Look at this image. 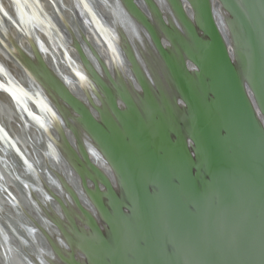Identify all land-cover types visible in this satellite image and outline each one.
Masks as SVG:
<instances>
[{
	"label": "water",
	"instance_id": "1",
	"mask_svg": "<svg viewBox=\"0 0 264 264\" xmlns=\"http://www.w3.org/2000/svg\"><path fill=\"white\" fill-rule=\"evenodd\" d=\"M9 1L0 264H264V0Z\"/></svg>",
	"mask_w": 264,
	"mask_h": 264
},
{
	"label": "rangeland",
	"instance_id": "2",
	"mask_svg": "<svg viewBox=\"0 0 264 264\" xmlns=\"http://www.w3.org/2000/svg\"><path fill=\"white\" fill-rule=\"evenodd\" d=\"M127 1H129V0H127ZM172 1L174 3H176V0H172ZM115 28L117 29V27H115ZM170 31H172V33H175L174 34L175 36L179 37L180 39H183L182 36L178 33V31L174 27H172ZM24 60L29 65H34V59L28 57V58H24ZM88 68H90V67L88 66ZM39 73H41V72H39ZM46 75L44 76V78H45V81H46V83L48 85L49 90H51L53 92V94L55 95V97L58 96L59 98H64V94H63V92H62L59 84L54 79H52L50 77V75L49 76H48V74H46ZM93 77L96 79L97 83L100 86H102V89L105 92V95L107 97V100H106V106L104 107V111L105 112H108L109 109L112 107V105H110L111 104V100H110L111 97H110V95L112 94L113 91L108 86H106L105 85V82L102 79H100L96 74L93 73ZM114 90L116 92H121L122 90H125L126 91L127 88L123 84L122 81H118V82L114 83ZM75 109L76 108L74 106L70 105V110H66L65 111V116L67 118H70L72 121L73 120H77V119H75L76 116L73 115V111H75ZM76 111H78V110H76ZM79 114H80V118L83 120L82 115L83 116H86V111L84 109L83 110H80V113ZM106 115L107 114H105V116ZM80 118L78 117L79 121H80ZM100 128L103 129V126H101ZM83 149H84L83 148V142L82 141H79V151L80 152L79 153H76L73 150H69L68 154L70 155V157L73 160V163L74 164H76L78 167H84L85 168V160H84Z\"/></svg>",
	"mask_w": 264,
	"mask_h": 264
},
{
	"label": "bare ground",
	"instance_id": "3",
	"mask_svg": "<svg viewBox=\"0 0 264 264\" xmlns=\"http://www.w3.org/2000/svg\"><path fill=\"white\" fill-rule=\"evenodd\" d=\"M64 1V3L66 4V5H69L70 3H71V0H63ZM3 4H4V7H6V8H8L12 13H13V10H12V7H11V5H12V3L9 1V0H3ZM41 5H42V7L44 8V10L46 11V13H48V14H50L51 13V10H52V7H51V3L48 1V0H41ZM66 17L68 18V19H70V12H66ZM114 29V28H113ZM116 30H118V29H114V31L116 32ZM12 32H13V34L14 35H16V29H12ZM40 35H41V37H42V40H44L45 41V43L47 42V38L46 37H44L43 36V34H41L40 33ZM115 37H117V34H116V36ZM119 39V38H118ZM112 40H113V42L115 43V45H116V39L114 40L113 39V35H112ZM24 42L25 43H27L25 40H24ZM27 45V44H26ZM117 46V45H116ZM48 60L50 61V62H53V58H52V56H50V55H48Z\"/></svg>",
	"mask_w": 264,
	"mask_h": 264
}]
</instances>
